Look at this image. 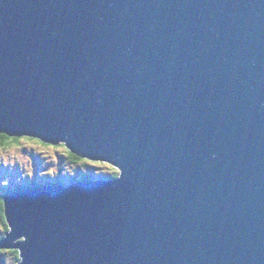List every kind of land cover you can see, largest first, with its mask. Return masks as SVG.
Wrapping results in <instances>:
<instances>
[{"label":"water","instance_id":"95a60500","mask_svg":"<svg viewBox=\"0 0 264 264\" xmlns=\"http://www.w3.org/2000/svg\"><path fill=\"white\" fill-rule=\"evenodd\" d=\"M0 134L118 170L5 194L16 264H264V0H0Z\"/></svg>","mask_w":264,"mask_h":264},{"label":"rangeland","instance_id":"374dc122","mask_svg":"<svg viewBox=\"0 0 264 264\" xmlns=\"http://www.w3.org/2000/svg\"><path fill=\"white\" fill-rule=\"evenodd\" d=\"M64 147L59 144H43L27 137H22L7 148L0 147V199L8 192H12L15 187L32 180L39 182V179L43 178L44 181L41 180L43 184L53 181L56 173H61L62 178L68 179L77 173H86L93 178L118 173V170L107 163L93 161L69 163L65 160ZM2 234H5V226L0 219V235ZM19 240L21 239L16 241ZM13 261L8 249H0V264H9Z\"/></svg>","mask_w":264,"mask_h":264},{"label":"trees","instance_id":"16d2710c","mask_svg":"<svg viewBox=\"0 0 264 264\" xmlns=\"http://www.w3.org/2000/svg\"><path fill=\"white\" fill-rule=\"evenodd\" d=\"M23 137H26V136H23ZM22 137H8L6 135H3V134H0V147H9L11 146L12 144L18 142ZM28 139L30 140H37V141H40L36 138H31V137H27ZM42 142V141H41ZM43 144H47V143H44L42 142ZM59 146H63L62 144H59ZM65 148V147H64ZM65 151H66V155H65V160L69 163H76V162H79V161H82L81 157H78L77 155L71 153L70 151H68L66 148H65ZM92 161V160H90ZM93 162H99V161H93ZM116 173L113 172L110 174V177L111 176H115ZM90 175L86 174V173H77L73 176H71L69 179L68 178H65V177H61V173H56L53 177V181L54 182H57V183H61V184H67L68 182L72 181V180H78V179H82V178H89ZM68 179V180H67ZM44 181L43 178H40L39 179V182H37L36 180H32L30 181L29 183H24V184H21L17 187L14 188V190H18L20 189L21 187H25V186H33V185H38V184H43L42 181ZM9 190V189H8ZM3 198L1 197L0 199V219L1 221L4 223V226H5V233L8 231V226L6 224V221H5V217H4V205H3ZM5 235V234H4ZM3 234L0 235V238H2L4 236ZM9 252L12 254L13 256V259L14 261L13 262H10L9 264H16L17 260H18V256H19V252L18 250L16 249H8ZM5 264V263H4Z\"/></svg>","mask_w":264,"mask_h":264},{"label":"clouds","instance_id":"9594fccd","mask_svg":"<svg viewBox=\"0 0 264 264\" xmlns=\"http://www.w3.org/2000/svg\"><path fill=\"white\" fill-rule=\"evenodd\" d=\"M82 159H85V160H82V161H90V160H88V159H86V158H82ZM99 163H106V162H100L99 161ZM108 164V163H107ZM110 165V164H109ZM113 167V166H112ZM114 168V167H113ZM116 169V168H115ZM117 170V169H116ZM118 174V173H117ZM116 174V175H117ZM115 175V176H116ZM115 176H111V177H115ZM108 177H110V176H108ZM102 178V177H101ZM82 179H96V178H93L91 175H90V177L89 178H82ZM82 179H78V180H82ZM77 180V179H76ZM72 181H74V180H72ZM72 181H70V182H68L67 184H69V183H71ZM52 182H54V181H50V182H45L44 184H38V185H33V186H40V185H45V184H49V183H52ZM25 187H28V186H25ZM32 187V186H31ZM22 188H24V187H21L20 189H22ZM19 190V189H18ZM13 191H17V190H13ZM9 193V192H8ZM4 196V195H3ZM3 196H2V198H3Z\"/></svg>","mask_w":264,"mask_h":264},{"label":"flooded vegetation","instance_id":"af4514ba","mask_svg":"<svg viewBox=\"0 0 264 264\" xmlns=\"http://www.w3.org/2000/svg\"><path fill=\"white\" fill-rule=\"evenodd\" d=\"M81 160H85V159H81Z\"/></svg>","mask_w":264,"mask_h":264},{"label":"bare ground","instance_id":"6f19581e","mask_svg":"<svg viewBox=\"0 0 264 264\" xmlns=\"http://www.w3.org/2000/svg\"><path fill=\"white\" fill-rule=\"evenodd\" d=\"M64 145V144H63ZM93 161V160H92ZM10 193V192H9Z\"/></svg>","mask_w":264,"mask_h":264}]
</instances>
